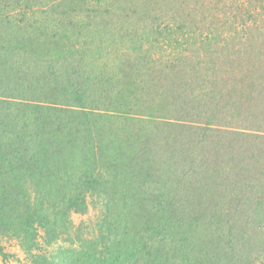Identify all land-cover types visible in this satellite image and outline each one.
<instances>
[{
  "label": "trees",
  "instance_id": "16d2710c",
  "mask_svg": "<svg viewBox=\"0 0 264 264\" xmlns=\"http://www.w3.org/2000/svg\"><path fill=\"white\" fill-rule=\"evenodd\" d=\"M6 236L33 264H264V0H0Z\"/></svg>",
  "mask_w": 264,
  "mask_h": 264
},
{
  "label": "rangeland",
  "instance_id": "374dc122",
  "mask_svg": "<svg viewBox=\"0 0 264 264\" xmlns=\"http://www.w3.org/2000/svg\"><path fill=\"white\" fill-rule=\"evenodd\" d=\"M143 100L144 96H139V94H137V99H135V101H137L138 103L136 105L132 106V108L127 105L122 108H124L126 112L129 111L130 114H138V112H142L139 110H141L140 107ZM129 113L121 114L118 118V121L115 123L110 121L109 126L111 129L107 130L109 128H106L104 131V144L106 146H111V144L113 143L112 138L116 135L119 137V142H126L125 140L131 142L136 139L138 132H142V130H145L144 128L139 127L140 124L137 120H132L129 122L128 120L123 119L125 117H129ZM128 142L121 144L122 147H125V150H127L128 148ZM102 211L103 201L101 198L95 201V203H92L86 213H72L71 218L76 226H81L85 230H89L91 228V222L92 224L95 223L101 217ZM41 234L42 237L39 238L41 242V246L39 247L40 249L53 252L54 250H57L60 245L66 246V243L61 240H53V242H49V237L45 235V231H43ZM1 241L4 244L8 256L6 258H3L0 255V264H33V261L36 258L30 255L21 247L18 239L6 236ZM37 252L38 250H34V253Z\"/></svg>",
  "mask_w": 264,
  "mask_h": 264
}]
</instances>
